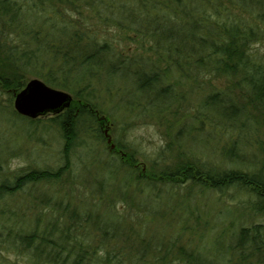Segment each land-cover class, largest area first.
<instances>
[{"label": "trees", "instance_id": "trees-1", "mask_svg": "<svg viewBox=\"0 0 264 264\" xmlns=\"http://www.w3.org/2000/svg\"><path fill=\"white\" fill-rule=\"evenodd\" d=\"M126 39L136 44L132 51L124 47ZM257 43L264 45V0H0V88L8 91L9 102L28 74L73 93L70 106L58 113L31 118L14 111L31 124L44 120L59 130L63 162L16 175L15 183L0 182V197L28 182L57 185L37 199L41 210L32 229L22 232L14 229V219H4L0 252L9 241L32 264H264V222L203 232L210 228L208 219L183 210L178 199L184 195L180 185L233 188L253 214L264 216V168H219L187 156L180 141L173 160L170 144L149 167H140L124 145L110 147L104 134L109 115L96 98L105 78L120 71L144 98L136 99L139 105L160 111L176 101L178 82L197 70L232 77L246 103L264 116V59ZM227 99L233 98L217 91L201 105L210 113L215 102ZM229 104L227 116L245 113L234 100ZM82 130L105 141L111 153L120 149L118 161L128 170L115 180L91 181L76 172L72 153ZM234 147L228 156L238 155ZM110 159L118 172L121 166ZM164 185L175 189L164 191ZM165 194L174 200L168 203ZM166 228L174 230L158 231ZM204 233L213 236L215 258L205 254L212 246L202 242Z\"/></svg>", "mask_w": 264, "mask_h": 264}, {"label": "rangeland", "instance_id": "rangeland-1", "mask_svg": "<svg viewBox=\"0 0 264 264\" xmlns=\"http://www.w3.org/2000/svg\"><path fill=\"white\" fill-rule=\"evenodd\" d=\"M92 21L94 22V19ZM99 26L101 34L104 33L103 24ZM123 45L131 51L136 46L128 39ZM255 46L260 49L259 54L264 59V45L257 43ZM34 77L43 80L41 76L34 74L26 75V80ZM105 80L96 91L99 104L106 110L104 113L109 115V121L104 124V128H109L114 143L119 142L125 146L126 151L134 153L140 167H149L157 158L160 149L170 144L168 160H173L179 147L177 141H180V149L185 151L187 156H197L199 160L209 161L219 168H264V116L249 102L246 103L245 93L233 87L232 77L202 74L193 70L191 77H183L176 85V101H172L167 109L160 111H148L139 105L136 99L140 98L143 102L144 98L134 91L135 84L130 75L116 71ZM60 89L68 91L73 101L72 91ZM217 91L228 93V96L233 98L231 100L245 113H241L236 119L227 116L225 113H231L230 104L228 107L231 100L228 99V102H215L210 107L211 112L207 113V108L201 103L210 93ZM8 97V91L0 88V182L6 178L10 184L15 183L16 175L28 170L55 168L60 165L63 162V138L55 126L45 125L44 120L31 124L26 118L16 115L14 99L9 102ZM48 116H45V119H48ZM78 141L72 153V161L75 171L81 172L84 178L90 181L115 180L123 171L128 170L125 164L118 161L120 149L119 153H111L105 141L88 136L84 130L80 132ZM233 143L238 155L228 156L227 151ZM112 156L121 166L117 169L118 172L110 165L113 164L110 159ZM180 187L184 195L178 199L183 210L208 219L210 228L204 229L203 232L210 231L211 228L213 232L227 223L236 226L264 222V216L253 214L250 204L243 201L244 194L233 188L215 191L198 186L191 187L190 190L186 185ZM53 188H57V185L52 182L38 181L24 183L13 193L5 192L0 197V210L4 211V215L0 211V228L4 219L7 224L14 219V229L22 232L32 229L37 216H40L41 205L37 206V199L43 194L50 195ZM172 189L175 188L163 186L164 191ZM163 199L168 203L174 200L166 194ZM117 206L121 210L127 207H124L123 201H118ZM41 217L44 218V215ZM201 224L204 225L203 221ZM173 230L174 228H166L158 231L166 233ZM208 234L204 233L202 242L212 248L210 251L205 249V254L215 258L217 251H214L213 236ZM0 264L32 262L27 252L11 249L7 241L0 252ZM173 264L184 263L174 261Z\"/></svg>", "mask_w": 264, "mask_h": 264}, {"label": "water", "instance_id": "water-1", "mask_svg": "<svg viewBox=\"0 0 264 264\" xmlns=\"http://www.w3.org/2000/svg\"><path fill=\"white\" fill-rule=\"evenodd\" d=\"M72 95L63 89L53 87L44 80L34 77L27 80L20 90H14V107L22 115L36 118L47 113H58L69 107ZM104 134L110 147H114L109 128Z\"/></svg>", "mask_w": 264, "mask_h": 264}]
</instances>
